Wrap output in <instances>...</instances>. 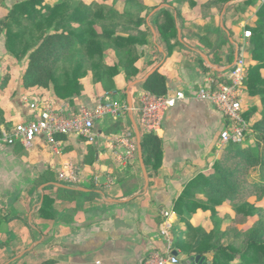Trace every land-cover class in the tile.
Returning <instances> with one entry per match:
<instances>
[{
	"label": "crops",
	"instance_id": "1",
	"mask_svg": "<svg viewBox=\"0 0 264 264\" xmlns=\"http://www.w3.org/2000/svg\"><path fill=\"white\" fill-rule=\"evenodd\" d=\"M216 1V8L207 15L201 8L180 11L168 5L170 9L164 10L175 26L168 25L167 35L162 36L157 28L154 34L147 23L155 41L139 46L135 71L128 80L125 71L113 76L117 88L89 104H81L79 96L72 100L56 97V102L33 96L23 103L14 93L5 102L1 88L4 33L0 34V264H153V259L174 255V250L178 264L184 262L175 246L176 203L188 181L211 171L214 145L221 147L219 135L226 125L222 113L196 92L203 84L228 81L236 57L248 48L240 44L245 40L243 31L250 30L248 25L256 20L264 0L257 5L254 0ZM221 1L226 3L218 10ZM249 1L253 4L246 9ZM1 16L5 7L0 5ZM157 65L165 78V93L179 90L186 99L165 114L157 134L160 164L156 169L145 166L146 187L138 150L128 155L129 148L115 141L128 128L137 141L131 121L136 124L135 110L96 121L94 141L76 134L56 135L59 153L43 137H36L28 147L19 140L12 144L1 140L16 123L32 118L29 102L34 97L74 112L107 100L128 103L130 96L136 108L146 90L144 82L128 85ZM64 163L73 165L77 181L57 178ZM167 219L171 224L166 236L160 229Z\"/></svg>",
	"mask_w": 264,
	"mask_h": 264
},
{
	"label": "rangeland",
	"instance_id": "2",
	"mask_svg": "<svg viewBox=\"0 0 264 264\" xmlns=\"http://www.w3.org/2000/svg\"><path fill=\"white\" fill-rule=\"evenodd\" d=\"M28 1L30 0L7 1L5 16H1L6 18L2 40L4 50H1L4 58L2 60L4 79L1 82V88L5 91V102L15 94L14 96H18V100L23 103L33 96L48 98L54 102L57 98L72 100L73 97L79 96L81 104H89L102 97V94L117 88L112 77L125 71L124 63L127 56H125L124 48L110 43H104L105 52L100 60L92 59L90 64H86L87 72L82 73L79 79L81 86L80 90L78 87L80 92L78 95L72 98L62 97L61 89L56 87L59 82L50 81L47 85L25 86L22 75L30 54L40 43L52 44V47L58 46L62 42L61 36H57L58 33H76L79 31V25L82 24L84 29L94 28L97 34L102 32L134 34L138 38V41L134 40V46L139 54V46L147 42L153 45L155 41L147 23L155 30L157 28L159 34H165L159 31L157 15L160 10L170 9L168 5L177 6L180 11L183 7L188 8L189 11H197L201 8L206 15L217 6L216 0H44V3H50L51 7L38 5L35 8L36 11L30 9L27 3L25 7L17 6V3ZM254 1L253 3L257 5L256 3L260 0ZM223 3L226 2L221 1L218 10ZM251 3L249 1L245 4L246 9ZM77 8L81 11L88 8L87 11H89L79 23L72 20V15ZM96 11H99L101 16H95ZM114 12L141 17L144 22L140 28L125 30L123 28L125 24L122 21L120 23L111 17ZM34 13L37 14L34 15ZM109 13L110 17H107ZM163 16L160 18L162 21L165 19L162 24L168 23L169 17L162 18ZM253 23L255 21L251 22V25ZM48 37L49 39H46ZM140 37H144V43L139 41ZM250 38L251 36L244 37L245 40L240 42L241 46L245 43L248 46L247 49L241 50V53L247 67L243 83L244 107L250 132L245 141L237 147L214 145L212 155L217 164L214 168L212 166L208 173L210 176L206 184L208 188L195 189L174 210L177 217L174 225L178 229L175 236L181 239L180 250L184 259L199 255L203 257L204 263H211L213 249L217 246L227 247L231 251H241L250 238H264V42H261L262 45L260 44L261 47L257 50L259 55L256 60L251 51ZM82 52L79 55H82ZM62 58L63 56L59 57L57 61ZM115 64L118 72L113 74V68L110 67ZM57 65H59V68H56L59 69L58 74L63 75L61 71L63 61H58ZM125 76L128 80L129 75L125 74ZM38 79L42 82L47 81V74H42ZM251 85L263 91L251 93ZM258 121L259 124L255 125L254 123ZM198 250L203 251L204 254H197ZM221 261L224 264H242L239 257L232 260L221 257Z\"/></svg>",
	"mask_w": 264,
	"mask_h": 264
},
{
	"label": "trees",
	"instance_id": "3",
	"mask_svg": "<svg viewBox=\"0 0 264 264\" xmlns=\"http://www.w3.org/2000/svg\"><path fill=\"white\" fill-rule=\"evenodd\" d=\"M4 0H0V4L3 7H7ZM20 2V1H19ZM22 3V4H21ZM17 3L19 7L26 6V3L29 5L30 9L36 11V6L42 5L43 7L49 8L51 7L50 3H44V0H30L28 2ZM56 4H58L56 2ZM86 8L85 11H81V9L77 8L72 15V20L74 22L79 23L85 17L86 14L89 13ZM87 11V12H86ZM95 12V11H94ZM42 13V11H40ZM37 13H34L36 15ZM95 16H101L99 11H96ZM165 15L169 17L168 23L162 24L161 16ZM107 16V15H106ZM107 17H110V13ZM114 19H117L120 23L122 21L123 28L125 30H129L131 28H140L143 24L144 20L141 17H133L128 13H118L114 12L111 16ZM5 19H0V34L3 32L5 28ZM157 26L159 31L164 33V30L167 29L168 25L173 27L174 22L173 19L168 16L166 11H160L157 15ZM83 25H79V28L76 33L73 32H64V34L58 33L57 36H61L62 42L56 47H52V44L45 45L44 43L38 44L36 49L30 54L27 62V67L22 75V82L25 86H30L33 84H43L47 85L50 81L59 82L56 87L61 89L60 95L62 97H72L78 95L80 92L78 91V87L80 90V76L83 73H86V64H90L92 59L100 60L102 54L105 52L104 43H110L117 47L124 48V52H126L125 56H127V60L125 61V73L129 75L133 70L135 71L133 64L138 58V53L136 52V48L134 46V40L138 41V38L134 36V34H120V33H100L97 34L94 28L86 27L84 29ZM251 30V51L253 52L254 58L258 57V48H260V44L264 42V1L260 5L257 11V18L253 25H248ZM144 36V34L142 33ZM51 36V35H50ZM49 36V37H50ZM46 38V39H49ZM141 38V37H140ZM136 41V42H137ZM140 42L144 43V37L139 39ZM262 42V43H261ZM109 44V45H110ZM91 46V48H90ZM83 51V52H82ZM82 55H79L80 53ZM63 56L62 59L58 61H63L64 65H61V71L63 75L58 74L59 65H57V59ZM99 67V65H97ZM110 68H113L112 73L116 74L118 72V67L116 64ZM253 68V67H252ZM255 68V67H254ZM89 70V68H87ZM252 70V69H251ZM47 74V81H41L38 79L42 76V74ZM100 74H102L100 72ZM64 76V77H63ZM143 87L146 90H149L155 94H164L166 91L165 87V78L158 71L155 70L143 83ZM251 93H256L258 91H263L261 88H255L251 85ZM246 109L243 112L244 118L246 117ZM246 119V118H245ZM259 124L258 122H255ZM248 124V122H247ZM253 124V126H254ZM227 146H235L238 144H228ZM141 147L143 160L145 162V166H152L156 169L161 160L162 149L160 138L157 134L154 133H143L141 135ZM217 162H214L213 168L216 166ZM209 174H197L194 176L188 183L186 184L183 193L179 197L176 203V208L179 206L190 193L195 191V189L200 188H208L206 184L208 183ZM46 199L44 200V203ZM205 207V206H204ZM175 208V209H176ZM181 239L178 237L175 241V246L180 248ZM207 250V249H206ZM203 251H197V254H204ZM221 257H224L226 260H232L235 257L240 258V262L242 264H264V238H250L246 246L241 251H231L229 248L224 246H217L213 249V261L211 263L204 264H224L221 261Z\"/></svg>",
	"mask_w": 264,
	"mask_h": 264
},
{
	"label": "built area",
	"instance_id": "4",
	"mask_svg": "<svg viewBox=\"0 0 264 264\" xmlns=\"http://www.w3.org/2000/svg\"><path fill=\"white\" fill-rule=\"evenodd\" d=\"M245 37L251 36V31L244 29ZM246 63L243 54L236 57L230 72L228 81L219 84L206 83L201 85L196 95L201 99L210 101L215 108L222 113L226 119V125L219 135L221 147L228 144H242L250 132L246 119L243 116L244 107V79ZM182 91L173 93L155 94L151 91H142L139 96V104L134 108L126 101H103L94 107H79L74 112L67 109H58L45 100L34 97L29 102L32 111V118L18 122L11 131L4 132L2 141L12 144L19 140L25 147H28L36 137H43L50 144L55 153L60 152V144L56 135L76 134L94 141L97 134L94 131L95 122L106 115L114 118L123 117L125 113L136 111V125L139 133L159 134L162 129L166 112L175 106L177 101L185 100ZM115 141L125 144L128 148V155L137 151V141L134 131L131 128L123 134L115 137ZM57 178L65 182L77 181L75 168L70 163H64L57 171ZM171 221L167 219L161 226V233L169 234ZM179 258L172 254L165 257L153 259V264H178Z\"/></svg>",
	"mask_w": 264,
	"mask_h": 264
},
{
	"label": "water",
	"instance_id": "5",
	"mask_svg": "<svg viewBox=\"0 0 264 264\" xmlns=\"http://www.w3.org/2000/svg\"><path fill=\"white\" fill-rule=\"evenodd\" d=\"M151 29H152L153 33L155 34V30L153 29L152 26H151ZM157 68H158V65L155 66L151 71H149L145 75L144 78L134 80L128 86L131 87V86H133L135 84L144 82ZM127 98H128V104L131 105V103H130V96H127ZM131 121H132V123L134 125V128H135V133H136V137H137V150H138L139 163H140V167H141V170H142V173H143L145 182H146L145 183L146 184L145 187H146L147 186V183H148V174H147V170H146L145 163H144V160H143L142 147H141V137H140V133H139L138 127L135 124V122L133 121V118H131ZM58 185L59 186H64V185H61V184H58ZM172 253L174 255H177L178 254L177 251H175V250ZM183 261L184 262L182 264H204L203 257H200L199 255H196L195 257L191 256V257H189L187 259H184Z\"/></svg>",
	"mask_w": 264,
	"mask_h": 264
}]
</instances>
